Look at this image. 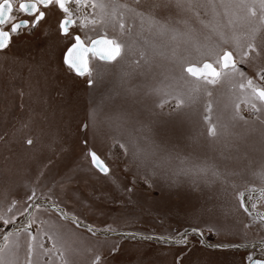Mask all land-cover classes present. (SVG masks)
<instances>
[{"label": "rangeland", "instance_id": "rangeland-1", "mask_svg": "<svg viewBox=\"0 0 264 264\" xmlns=\"http://www.w3.org/2000/svg\"><path fill=\"white\" fill-rule=\"evenodd\" d=\"M102 2L107 3L108 0ZM213 3L214 7L207 0H194L190 11H178L172 7L163 12L162 16L169 18V22L181 30L184 29L181 20L187 19L196 34H206L213 27H218L229 35L234 32L246 38V34L250 35L252 29L259 27L258 18L250 17L247 8L239 5V0H213ZM122 4H127L129 8L137 6L133 0H115L117 13L124 12L126 25L131 26L132 31L120 35L118 31L109 29L108 35L131 44L137 51L143 50L149 56L155 55L154 71H164L169 66L173 49L177 56L188 55L190 52L196 57L195 51L185 39L170 41L168 37L156 36L147 26L142 29L133 14L120 7ZM107 11L111 13L113 8L109 7ZM201 21L204 23L201 24ZM96 28V33L89 32V35L104 34L99 25ZM80 34L83 37V31ZM261 39H264V29L258 34L257 42ZM68 45V41L57 38L55 31L49 30L47 37L37 33L35 38L25 43H17L6 54L0 53V173L10 177L0 181V214L11 215L7 213V208L12 200L18 202V208L22 207L21 197L29 189H35L38 194H41L42 189L44 192L56 189L73 170L77 171L72 191L80 200L77 202L66 199L65 202L69 209L81 214L85 222L98 229L110 224L117 233L134 231L145 235L171 236L177 230L191 225L204 226L203 221L209 219L205 208L234 211L239 203L240 192H244L246 198L248 195L260 197L257 211L264 213V196L261 195L264 180L252 175L264 168V137L258 130L261 125L252 119L249 112L243 111L248 119L247 124L241 121L233 126L229 120L230 109L223 111L221 104L223 122L228 124L232 135L221 137L213 143L201 135L204 132L201 120L202 103L206 99L202 98L201 102L186 109L189 118L181 128L171 130L164 136H154L155 144L160 146L157 159L163 167H182L180 159L187 158L188 165L203 162L215 165L224 177L222 181L214 183L200 182L196 188L186 178H182L185 179L182 186L162 190L160 169H156V177L150 178L153 165L140 167L134 156L137 147H143L139 140L143 135L141 124L131 122L117 131L107 123L108 117L115 113L119 104L118 99H112L113 85L110 79H104L94 89H89L83 78L74 82L68 79L69 74L60 70L62 50ZM157 53L163 55H156ZM99 63L89 56L90 67ZM258 67L259 64L255 67L245 66V71L248 75H253ZM139 79L143 77L137 75L134 82ZM221 93L224 94V103L235 98L226 87L217 89L214 97H220ZM241 107L243 110L244 106ZM92 109H98L95 126L88 119ZM140 119L144 120V117ZM85 123L88 124L89 146L98 148L99 154L112 169L107 180L89 172V160L82 153L85 134L80 126ZM28 138L33 139V146L26 144ZM120 143L128 148L127 155L119 148ZM169 155L172 157L170 161L159 159ZM49 159L52 163H49ZM145 179L153 187L149 188ZM208 179L214 180L210 174ZM113 180L115 184L112 183ZM125 187L133 188L130 200L127 194L120 191ZM251 188L256 191L249 192ZM102 195L117 202L101 204L96 198ZM89 205L93 207L89 208ZM96 208L102 211H96ZM34 215L37 220V224L31 229L34 235L37 234L38 227H46L43 221L51 222L56 219L43 209L35 211ZM121 217H126L130 222L125 223ZM236 218L237 229L241 235L233 237L208 233V242L216 244L234 241L246 243L249 248H241L239 252H235L196 244L185 258L184 264H241L246 252L259 255L258 249L252 245L264 240V228L253 223L242 210L236 214ZM22 221L24 217L18 216L17 225H21ZM245 224L249 227L245 228ZM117 233H111L107 237L98 233L99 240L106 245L101 247L96 242L97 237H91L89 233L81 230L79 236L82 243H77L75 251L70 255L72 264H91L96 252L106 253L107 246L112 244H121L122 247L109 258L108 264H174L178 251L176 247L154 240H121ZM12 239L18 240L20 244L17 250L19 264H25L26 234L21 233L19 237ZM43 242L46 248H52V242L46 236L43 237ZM2 243L0 234V244ZM61 251L62 249H53L49 255L34 253L33 258L37 264H61ZM36 252L42 253L43 250L37 249Z\"/></svg>", "mask_w": 264, "mask_h": 264}, {"label": "snow or ice", "instance_id": "snow-or-ice-1", "mask_svg": "<svg viewBox=\"0 0 264 264\" xmlns=\"http://www.w3.org/2000/svg\"><path fill=\"white\" fill-rule=\"evenodd\" d=\"M207 2L214 7L213 0ZM133 3L136 8H129L127 4H122L120 7L131 12L142 29L147 26L156 36L168 37L170 41L185 39L195 51L196 57L190 52L188 55L177 56L173 49L169 66L164 71H154L155 55L149 56L143 50L137 51L131 44L108 35L109 29L113 32L118 31L120 35L132 31V27L126 25L124 12L117 13L115 0H108L107 3L102 0H0V53L6 54V51L17 43H25L35 38L37 33L47 37L48 31L54 30L57 38H63L70 45L67 46L66 51L62 50L63 59L60 65V70L69 74V80L76 82L79 78H83L87 87L94 89L97 83L110 79L113 85L112 99L114 101L118 99L119 104L115 113L108 117L109 127L118 131L131 122L141 124L143 135L139 140L143 143V147H137L134 156L140 167L153 165L150 178L156 177V169H160L159 180L162 182V190L182 186L185 182L182 178H186L194 188L198 187L200 182L209 184L222 181L223 174L215 165H209L207 162L188 165L187 158L177 157L182 167L175 169L163 167L157 159L160 146L155 144L153 137L164 136L171 130L181 128L189 118L186 109L201 102L202 98L206 99L202 103L201 120L204 132L201 135L210 142L214 143L221 137L232 135L228 124L223 122V111L229 109V120L233 126L241 121L248 123V119L243 115V111H247L252 119L261 125L258 130L264 137V39L257 42L258 34L264 29V0H239V5L247 8L249 16L258 18L259 21V27L252 29L250 35L246 34V38L234 32L229 35L218 27H213L206 34H196V30L189 26L187 19L181 20L184 24V29L181 30L170 23L169 18L162 16L163 12L172 7L178 11H190L194 0H133ZM109 7L113 8L111 13L107 11ZM87 9L91 11H85ZM203 23L201 21V24ZM97 25L104 30V34L89 35V32L96 33ZM204 26L208 27V25ZM82 31L83 38L80 34ZM89 56L100 63L90 67ZM257 64L259 67L254 74L248 75L245 66L255 67ZM137 69L140 71L137 72ZM137 75L143 79L134 82ZM223 87L235 96L229 103H224L223 93L220 97H214V92ZM234 89L236 92H233ZM97 114L98 109L89 112L88 119L93 126L97 123ZM141 117H144V120H141ZM80 127L85 134L82 140L84 146L82 153L89 160L90 174L100 175L102 179L107 180L112 169L99 154L100 150L89 146L88 124H82ZM26 144L33 146V139L28 138ZM118 146L124 150L125 155L128 154L125 144L120 143ZM159 159L170 161L172 157L169 155ZM49 163H52L51 159ZM75 171L77 170L67 174L56 189H49L47 192L42 189L41 194L35 189L25 191L21 197L22 207L18 208V202L12 200L7 208V213L11 215L0 214V222H2L0 234L3 240L0 244V264H19L17 250L20 244L18 240L12 238L19 237L21 233L26 234L27 238L25 264H37L33 258L34 253L49 255L53 249H62L61 264H72L70 255L75 251V245L82 243L79 236L81 230L89 233L91 237H97L96 242L101 247L106 245L99 240L98 233L106 237L111 233H117L110 224L98 229L85 222L81 214L69 209L66 199L77 202L80 200L72 191ZM209 174L214 180L209 181ZM234 174L230 173V175ZM252 175L264 180V168ZM8 179L9 176L0 173V181ZM112 183L116 182L113 180ZM145 183L149 188L153 187L152 183H148V179H145ZM120 191L127 194L130 200L133 194L132 187H125ZM255 191V188L249 189V192ZM261 195L264 196V189H261ZM96 199L101 204L117 202L104 195ZM259 202L260 197L254 198L253 195H248L246 198L245 193L240 192L239 203L234 211H215L205 208L204 211L208 213L209 219L203 221L204 226L191 225L183 230H177L171 236L145 235L134 231L117 234L121 240L131 242L138 239L154 240L157 243L176 247L178 251L174 257V264H184L185 258L196 244L201 246L206 244L209 248L223 251L239 252L241 248H249V245L234 241L211 244L208 242L207 234L233 237L241 235L237 229L236 218V214L241 210L253 223H258L264 228V213L257 211ZM92 207L89 205V208ZM29 209L33 211L30 212ZM41 209L54 215L56 219L51 222L43 221L46 227H38L37 234L34 235L31 231L37 224L34 212ZM96 211L102 209L96 208ZM18 216L24 217L21 225H17ZM120 219L125 223L130 222L126 217ZM244 227L248 228L249 225L245 224ZM45 236L52 242V248L45 247L43 242ZM107 247L106 253L96 252L93 255L91 264H108L109 258L117 254L122 245L112 244ZM252 247L258 249L259 255L246 252L241 264H264V240ZM37 249L43 252H36Z\"/></svg>", "mask_w": 264, "mask_h": 264}, {"label": "water", "instance_id": "water-1", "mask_svg": "<svg viewBox=\"0 0 264 264\" xmlns=\"http://www.w3.org/2000/svg\"><path fill=\"white\" fill-rule=\"evenodd\" d=\"M100 35H103V34H100ZM68 46H70V45H68ZM65 51H66V49H65Z\"/></svg>", "mask_w": 264, "mask_h": 264}, {"label": "bare ground", "instance_id": "bare-ground-1", "mask_svg": "<svg viewBox=\"0 0 264 264\" xmlns=\"http://www.w3.org/2000/svg\"><path fill=\"white\" fill-rule=\"evenodd\" d=\"M65 48H63V50H64Z\"/></svg>", "mask_w": 264, "mask_h": 264}, {"label": "flooded vegetation", "instance_id": "flooded-vegetation-1", "mask_svg": "<svg viewBox=\"0 0 264 264\" xmlns=\"http://www.w3.org/2000/svg\"><path fill=\"white\" fill-rule=\"evenodd\" d=\"M14 7H15V5H14ZM83 38V37H82Z\"/></svg>", "mask_w": 264, "mask_h": 264}]
</instances>
